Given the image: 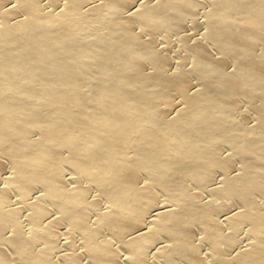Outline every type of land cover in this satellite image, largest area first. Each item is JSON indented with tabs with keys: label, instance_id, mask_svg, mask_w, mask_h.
<instances>
[{
	"label": "bare ground",
	"instance_id": "obj_1",
	"mask_svg": "<svg viewBox=\"0 0 264 264\" xmlns=\"http://www.w3.org/2000/svg\"><path fill=\"white\" fill-rule=\"evenodd\" d=\"M263 204L264 0H0V264H264Z\"/></svg>",
	"mask_w": 264,
	"mask_h": 264
},
{
	"label": "rangeland",
	"instance_id": "obj_2",
	"mask_svg": "<svg viewBox=\"0 0 264 264\" xmlns=\"http://www.w3.org/2000/svg\"><path fill=\"white\" fill-rule=\"evenodd\" d=\"M198 15L200 16V18H202V16H201L202 14H198ZM199 16H198V18H199ZM188 24H189V25H188V30L190 29V30H189L190 32H192V31H194V32H198V33L200 32V30L198 29V27L196 26V24L193 23V21H191V22L189 21ZM80 25L83 26L82 23H80ZM190 26H192V27L189 28ZM191 29H192V30H191ZM159 38H160V39H159L160 46L165 48L166 44L168 43L169 38L167 37V35H160ZM170 39H172V42H173L174 44H176L177 46L179 45V40H180L179 35H177V34L171 35V36H170ZM173 43H172V44H173ZM170 44H171V43H170ZM173 50H174V47H173V49H172V54L175 53L174 58H176V59L178 60V58H179V53L176 52L175 50H174V51H173ZM192 58H193V57H192ZM84 87H85V88H89V85H88V84H85ZM207 195L211 196L212 198H215V199L217 200V202H219L220 200H223V199L227 200V202H229V203H231V204H232V202H233V201H231L232 198H229V199H230V200H229V199H227L228 197H224V198H223V197H221V196H219V195H217L216 193H213V192H210V193H208ZM260 210L264 212V204L260 206ZM5 262L8 263V264H16V263H15V260H14L13 258H11V257L7 258ZM155 264H165V263L160 262V261H158V262L155 261Z\"/></svg>",
	"mask_w": 264,
	"mask_h": 264
}]
</instances>
